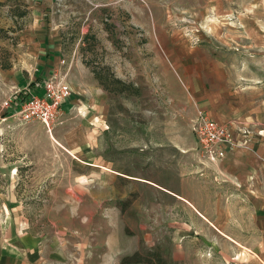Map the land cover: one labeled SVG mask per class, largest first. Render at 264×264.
Returning <instances> with one entry per match:
<instances>
[{
    "label": "rangeland",
    "instance_id": "374dc122",
    "mask_svg": "<svg viewBox=\"0 0 264 264\" xmlns=\"http://www.w3.org/2000/svg\"><path fill=\"white\" fill-rule=\"evenodd\" d=\"M59 70L74 112L21 121ZM198 110L263 140L264 0H0V219L73 263L262 264L264 228L227 158L200 152Z\"/></svg>",
    "mask_w": 264,
    "mask_h": 264
},
{
    "label": "crops",
    "instance_id": "0c3cea01",
    "mask_svg": "<svg viewBox=\"0 0 264 264\" xmlns=\"http://www.w3.org/2000/svg\"><path fill=\"white\" fill-rule=\"evenodd\" d=\"M69 81H71L69 82L71 94L63 103L61 114L57 119L65 113L74 112L76 106L72 103L81 100L79 97H76L75 99L72 98L73 91L76 88V82L73 81L71 77L69 78ZM42 93L43 84L35 91H31V94L35 95H42ZM212 118L221 123H228L222 122L214 117ZM262 131L264 130L262 129L261 132ZM242 139L243 138H240V136L237 135L238 144H241ZM262 139L264 140V137H262ZM263 140L258 143H251L250 141L245 142L243 146L245 145L246 148L243 149H238L241 148L238 146L228 148L226 156L219 159L222 160L227 158L221 161L220 167L225 169V172L229 173L230 177L238 183L237 186L240 191H247L245 195L249 197L251 224L255 226L256 230L259 226L264 228V198L258 201L257 198L259 196H256V181L254 178L258 169H261L264 173ZM57 144L66 151H70L62 140L58 141ZM246 183H251L252 187L247 189L245 186ZM27 228L28 224L26 221L21 222V228H18L13 227L12 225L10 226L7 221L0 219V264H81L73 263L70 260L69 252L62 244H59L57 240L48 239L45 235H33L27 230ZM248 250H250L249 253H251V255L264 264V254H261L260 256L255 251L251 249Z\"/></svg>",
    "mask_w": 264,
    "mask_h": 264
},
{
    "label": "built area",
    "instance_id": "2783aa9c",
    "mask_svg": "<svg viewBox=\"0 0 264 264\" xmlns=\"http://www.w3.org/2000/svg\"><path fill=\"white\" fill-rule=\"evenodd\" d=\"M71 87L65 79V74L59 70L45 78L42 95L30 94L18 102L16 112L23 122L37 120L52 129L55 119L61 114L63 103L70 97ZM8 104V102H6ZM191 129L196 137L202 155L210 161L226 156L228 148L243 145L238 144V136H246V131L236 130L231 124L221 123L211 118L204 110H198L191 119ZM242 133V134H241ZM236 134V135H235Z\"/></svg>",
    "mask_w": 264,
    "mask_h": 264
}]
</instances>
